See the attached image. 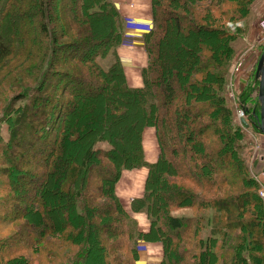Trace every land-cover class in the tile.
<instances>
[{
    "label": "trees",
    "instance_id": "trees-1",
    "mask_svg": "<svg viewBox=\"0 0 264 264\" xmlns=\"http://www.w3.org/2000/svg\"><path fill=\"white\" fill-rule=\"evenodd\" d=\"M255 1L152 0L144 86L133 88L118 53L125 20L111 0H0V119L10 127L8 139L0 134V182L7 178L10 184L0 189L10 194L0 195V234L12 232L0 239V264H93V255L100 264H136L140 241L163 245L162 264H264V201L227 89L236 35L226 24L244 20ZM13 16L28 18L33 27L9 46L3 40ZM99 21L109 24L111 36L104 40L94 31ZM188 22L195 34L223 26L218 47L203 45L193 76L181 84L168 73L162 46ZM110 55L114 60L106 69L99 60ZM83 101H96L104 114L103 128L92 134L86 127L80 134L72 124ZM131 111L141 120L135 153L127 156L112 128L130 120ZM150 127L160 147L154 163L146 161L143 145ZM246 130L261 135L252 125ZM84 138L82 158L64 177L59 167L67 168L72 156L67 144ZM100 142L110 148L97 149ZM136 169L148 174L144 194L128 210L116 187L123 171ZM55 174L63 176L56 186L69 204L60 224L46 217L47 187ZM182 209L196 216L174 217ZM140 213L149 220L146 233L134 216Z\"/></svg>",
    "mask_w": 264,
    "mask_h": 264
},
{
    "label": "rangeland",
    "instance_id": "rangeland-1",
    "mask_svg": "<svg viewBox=\"0 0 264 264\" xmlns=\"http://www.w3.org/2000/svg\"><path fill=\"white\" fill-rule=\"evenodd\" d=\"M263 9H264V0H256L255 3L251 6V11L249 15L244 20L239 19L236 21H230L229 23L226 24L229 32H231L233 35H236L235 36L236 40L233 43L235 54L231 61L232 64L229 68V74L227 76V89H228L229 106L233 109L236 116V120L239 124H240L238 120L239 111L242 109V106L244 105L257 111L260 114V107H258L257 105V103L259 102L258 89L254 84L255 82L254 75H255V69L257 68L259 62L258 60L260 59V56L264 51V29H262L261 27V23L264 19ZM28 20H29L28 18L17 19V17L15 18V16L11 17L9 20V25H10L8 29L9 33L6 34V37L3 40V42L7 40L8 42L6 43L10 46L9 41H11L12 39L13 41L17 40L19 36L22 34L24 29L32 28L33 26L29 27ZM189 25H191L189 22L187 24H183L182 30H180L179 33H175L176 31L174 29L173 30L174 33L171 36L170 41L168 39L166 40L165 38L164 39L165 42L163 43L164 45L162 46L163 63H165L168 73L171 74L172 77L181 80L182 81L181 84H183L182 78H184L186 75L188 78H190V76H193L195 72L193 68L194 67L193 61L194 59H196L195 57L198 56L199 49L203 45L206 46L216 45V47H218L219 40L217 41L216 39H219V36H221V34L218 32H220L219 28H222L223 22H220L219 24L216 25L217 30H213V32L202 31L199 34H195L193 30L189 32L188 31L189 29L188 27H190ZM94 28H95L94 30L95 33L98 34L99 37L98 40H104L111 36L108 22L105 21L95 22ZM152 29H154V24L152 26ZM113 60H114L113 56L110 55L106 59H100L99 62L102 64L104 68L107 69L111 66ZM240 65L242 66L239 68ZM175 72H178L179 76L175 75L174 74ZM241 76L244 78L246 77V80L248 81L247 88L245 89V91L247 90L248 92L245 103L244 100L240 101L238 99L242 104L244 103V105L238 106V111H237V104L232 100V96L233 98H238L237 95L238 90L236 89L235 84L236 81ZM131 84L129 85L133 88H142L144 86V83L141 87H135L132 86ZM53 92L55 94H59L61 90L58 89L56 92L55 90H53ZM249 92L250 93L253 92V96H252L253 98L249 95ZM90 102L91 101H83L82 103H80V105L77 108L74 109L73 112L72 124L73 125L76 124V126L74 127L77 129V131L80 130V134L82 133L83 128L85 127L88 128L89 133L92 134L93 132H95V130L101 129L104 126L103 124L104 114L97 109L99 105L96 103V101H95L96 104L94 102L92 103ZM2 104L3 103L0 104V110L3 107ZM74 105H76V103ZM74 105L72 104L70 105V107L72 108V106ZM132 112L133 111H131V114L129 115V118H131L130 120L127 119V121L125 122L119 124L117 123V125L114 128H112L113 129L112 136L114 138H123L124 140V144L120 147L121 151H123L121 152V155L131 156L132 154L135 153L134 150L135 136H136L135 134H136V128L139 124L138 121L141 120V117L139 116L138 113L135 112L132 113ZM3 117L2 119H0V134L2 138L8 139L10 127L8 123L2 122ZM243 129H244L243 131L245 132V158L248 162L249 171L252 177L255 178L258 184L260 185L258 189V193H259L261 189L264 190V174L262 173L263 172L262 170L264 169V136L261 135L259 136L255 132L253 133L250 130H246L245 128ZM154 131H155V135H154ZM191 132H193V130ZM156 137L157 134L155 128L150 127L145 130L143 145H144L146 161L149 163L155 162L160 154L159 153L160 147L157 145L158 141ZM87 142H88L87 138H84V140H79V141L78 139H74V140L72 139V141L67 144V151L69 150L68 154H71L72 156L67 165V168L64 167L60 168L61 167L60 165L59 172L61 173V175L66 177L68 175L67 171L69 170L71 165H74L73 164L74 162H78L82 158L83 151L86 150L85 143ZM96 147L97 149L101 147L104 149H109L110 145L106 142H100L97 144ZM70 151L72 152L70 153ZM21 157L22 156H19V159H21ZM32 158H36V156H32L31 159ZM221 158H224V156H222ZM181 159L183 160V157ZM215 161L219 164L223 163V161L220 160V157H215ZM31 163H36V162L34 160H31ZM42 173L43 172L40 171V174ZM147 173H148L147 169L123 171L122 177L116 187V196L120 198V200L128 210L131 208V202H132L131 198L132 197H135L134 199L139 198L138 195H140L141 192L143 191V183H144L145 175ZM62 178L59 175L56 174L53 175L50 181L51 184L49 185V187H47L48 194L45 200L46 210H47L46 217L48 218L47 222L50 221L60 224L61 222H64L66 220L65 218L68 213L67 211H69V204L66 196H64L63 193L60 190H58L60 189V187L56 186V181L61 180ZM1 180L2 182H0V189L3 187H8L7 185L9 184L8 179L1 178ZM43 181L45 185L46 180L44 179ZM177 181L181 182L182 184L185 183L178 179ZM97 184L99 185L100 182L97 181ZM134 187H136V189ZM0 195L1 196L10 195L9 190L8 189L5 191L1 190ZM105 200L108 201V198L107 199L105 198ZM140 214H144V213H140ZM208 214H210V212ZM137 215L138 214H135L134 216L136 217L139 223ZM194 216H196V213L191 209H182L174 213V217L177 218H192ZM47 222L45 221L43 224H41V228H46L49 224V223L47 224ZM140 225L143 226L145 225V223H139L138 225L139 228ZM209 231L210 230L203 232L202 235L204 238L209 236L210 234ZM11 234L12 232L6 231L3 234H0V239H4L6 236ZM94 239H96V237H94ZM156 244L159 243L156 242ZM161 247H162V253L164 254V249L162 244ZM97 251L100 250L98 249ZM139 261H140V256H139ZM139 261H137L136 264H138ZM93 264H100L99 261H97L96 255H93Z\"/></svg>",
    "mask_w": 264,
    "mask_h": 264
},
{
    "label": "crops",
    "instance_id": "crops-1",
    "mask_svg": "<svg viewBox=\"0 0 264 264\" xmlns=\"http://www.w3.org/2000/svg\"><path fill=\"white\" fill-rule=\"evenodd\" d=\"M111 1L125 20L123 43L119 47L118 53L125 68L128 82L129 84L132 83V86L141 87L144 83L143 70L148 66V56L145 51V36L149 34L150 28L153 24L152 0ZM125 18H128L129 21ZM247 84L248 81L246 80V77L244 78L241 76L236 81L235 87L238 90L237 95L240 101L243 100L242 96L247 92V90L245 91ZM157 145L159 146L158 142ZM262 171L264 174V169ZM147 174L145 175L143 183V191L138 197H141L144 194ZM134 188L136 189V187ZM134 198L135 197H132L131 200ZM137 218L139 223H145L143 226L140 225L141 231L145 233L148 232L150 225L146 215L138 214ZM140 246L144 247L145 250L140 251V261L138 264H162L164 254L162 253L160 243L152 244L143 241Z\"/></svg>",
    "mask_w": 264,
    "mask_h": 264
},
{
    "label": "water",
    "instance_id": "water-1",
    "mask_svg": "<svg viewBox=\"0 0 264 264\" xmlns=\"http://www.w3.org/2000/svg\"><path fill=\"white\" fill-rule=\"evenodd\" d=\"M255 85L258 89L259 104L261 108L259 124H253L258 130L264 135V51L261 55L260 61L257 66L256 76H255ZM242 124L249 128L250 125L247 121L242 120Z\"/></svg>",
    "mask_w": 264,
    "mask_h": 264
},
{
    "label": "built area",
    "instance_id": "built-area-1",
    "mask_svg": "<svg viewBox=\"0 0 264 264\" xmlns=\"http://www.w3.org/2000/svg\"><path fill=\"white\" fill-rule=\"evenodd\" d=\"M261 27H262V29H264V19H263V21L261 23ZM241 66L242 65H240L239 68ZM232 100L237 104V111H238V106H241L243 104L238 100V98H233V96H232ZM252 118L256 119L255 110H253V109H251V108H249L248 106H245V105L242 106V109L239 111V116H238V120H239L240 124H241V120H246L248 122H251V121H253ZM241 126L243 128H245L242 124H241ZM259 194H260L261 198L264 200V190L263 189H261L259 191Z\"/></svg>",
    "mask_w": 264,
    "mask_h": 264
}]
</instances>
